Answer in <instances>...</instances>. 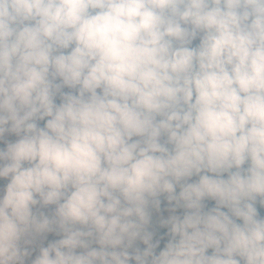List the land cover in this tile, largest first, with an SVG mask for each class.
Instances as JSON below:
<instances>
[{
  "label": "clouds",
  "instance_id": "1",
  "mask_svg": "<svg viewBox=\"0 0 264 264\" xmlns=\"http://www.w3.org/2000/svg\"><path fill=\"white\" fill-rule=\"evenodd\" d=\"M0 264H264V0H0Z\"/></svg>",
  "mask_w": 264,
  "mask_h": 264
}]
</instances>
